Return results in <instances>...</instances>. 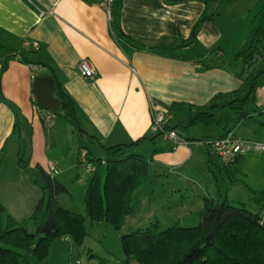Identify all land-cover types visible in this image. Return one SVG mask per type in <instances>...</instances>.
Returning a JSON list of instances; mask_svg holds the SVG:
<instances>
[{
    "label": "crops",
    "instance_id": "crops-1",
    "mask_svg": "<svg viewBox=\"0 0 264 264\" xmlns=\"http://www.w3.org/2000/svg\"><path fill=\"white\" fill-rule=\"evenodd\" d=\"M119 3L116 15L120 32L143 46L129 55L114 39L111 18L99 0H0V70L5 65L0 73V203L17 222L27 219L42 198L39 186L42 180L34 170L36 166L47 172L50 166L54 167L53 176L64 185L66 178L71 180L74 176L76 186L87 188L91 175L78 165L84 156V152H79L78 135L94 138L92 150L127 144L154 134L153 116L168 113L172 104L203 107L215 95L234 92L241 85L231 70L206 69L194 59L208 57L221 47L217 58L229 63L264 0H120ZM203 17L208 18L188 45L195 24ZM81 61H87L94 69L92 80L79 75L77 67ZM41 66L51 68L55 82L73 100L80 134L53 112L50 125L45 124L43 117L49 111L36 105L32 93L33 78L45 75ZM243 109L249 117L240 122L238 115L226 109L217 110L214 115L223 126L232 128L229 132L236 137L264 142V76ZM176 112L179 121L187 118L186 107ZM214 127H205L200 134L186 133L184 143L178 145L163 135L153 144L145 141L138 150V154L152 161V180L171 179L179 188L178 182H182L179 174L184 173L181 179L197 184L202 193L191 194L199 201L197 213L203 209L204 198L216 196L208 164L232 165L240 170L235 176L237 182L224 186L227 197L238 185L247 186L249 156H264L252 153L230 165H220L212 159L209 143L228 131L218 127L216 131ZM20 144L32 169L31 176L18 168ZM68 192L73 202L69 189ZM260 196L262 203L258 205ZM260 196L251 198L254 202L250 207L239 201H227L243 204L264 221V188ZM60 199L62 195L58 197L62 208L78 214L68 203L61 204ZM132 221L134 227L128 232L144 229L138 227V220ZM198 224L199 220L194 226L179 227L193 228ZM60 241L71 243L69 239ZM91 255L88 253L87 257ZM122 259L123 256L113 260ZM68 264L76 263L71 258Z\"/></svg>",
    "mask_w": 264,
    "mask_h": 264
},
{
    "label": "trees",
    "instance_id": "trees-1",
    "mask_svg": "<svg viewBox=\"0 0 264 264\" xmlns=\"http://www.w3.org/2000/svg\"><path fill=\"white\" fill-rule=\"evenodd\" d=\"M119 5L117 3L111 12L110 26L117 44L129 55L143 46L120 32L116 15ZM207 18L203 17L195 24L188 45L194 41L200 24ZM220 50L222 48L218 47L208 57L198 56L194 60L206 69L231 70L241 82L234 92L217 94L203 107L172 104L168 111L172 120L164 126L163 132L127 144L100 146L103 158L94 155L88 147L96 143L93 137L84 135L80 140L79 152H84V156L78 165L90 164L94 170L84 195L85 213L91 223H104L121 233L132 211L133 194L151 183L152 161L138 154L145 141L153 144L155 139L171 131L186 139L187 130L194 126H216L229 132L232 128L223 126L215 118L217 110L235 113L238 122L249 117L243 108L253 96L258 80L264 76V3L252 18L242 45L229 63L224 64L217 58ZM40 68L43 74L53 76L50 67ZM4 69L5 65L0 73ZM55 84L54 96L60 101V107L53 115L64 119L80 134L77 108L60 84ZM184 107L188 111L187 118L179 121L176 110ZM24 156V146L20 144L18 168L31 176L32 169ZM34 170L41 175L42 198L27 219L15 221L0 203V264H39L49 257V248L55 241L69 238L79 248L86 237L84 216L59 205L58 197L67 195L68 189L41 167L36 166ZM208 171L216 187V196L214 199L204 198L203 210L198 213V226L181 228L175 224L159 231L158 225L153 224L121 235L123 259L120 264H264V221L243 204L227 201L224 186L235 184V176L240 170L232 165L222 167L210 163ZM257 202L262 203V200ZM29 224L34 226L33 233L29 232Z\"/></svg>",
    "mask_w": 264,
    "mask_h": 264
},
{
    "label": "rangeland",
    "instance_id": "rangeland-1",
    "mask_svg": "<svg viewBox=\"0 0 264 264\" xmlns=\"http://www.w3.org/2000/svg\"><path fill=\"white\" fill-rule=\"evenodd\" d=\"M214 129L217 131L216 127ZM204 130H206L205 127L194 126L189 128L186 133L200 134ZM78 136L80 138V135ZM88 147L91 149V144ZM91 151L99 158L104 157L102 148H93ZM249 160L247 166V186L238 185L232 195H229L230 197L227 196V200L239 201L245 203L248 207L254 202L251 198L259 197L264 188V156L251 155L249 156ZM80 172L81 175L84 174L83 168L80 169ZM183 174H179L180 178L175 177L182 180V182H178L179 188L176 183H171V179L167 181L164 179H151V183L147 187L135 193L132 197L131 215L128 218L126 227L121 233H116L111 226L104 223H91L84 210L85 186H76L75 182L77 178L74 176L71 180H69V177L66 178L67 180L64 186L72 193L73 202L68 195H62V199H60L61 204L65 206V202L68 203L67 205L71 207L72 211L78 212V214L81 213L84 216L86 237L79 248L75 247L72 242H61L60 240L63 239L55 241L49 248V257L39 264H43L44 262V264H68L71 258H73V261L79 260L81 264H116L115 261L120 264L119 262L121 261L113 259L122 257L120 237L121 235L129 233V229L134 227L132 226V220H138L137 225L139 228H145L149 225L147 222L150 221V225L157 224L160 227L159 231H163L167 227H172L175 224L188 227L196 225L197 220H199L197 213L200 210L197 207L199 206V201H196L191 194H201L202 192L197 187V184L192 183L188 179H181L185 177ZM260 198L261 196L258 199ZM256 203L261 205L258 202ZM189 208L191 209L189 210ZM188 211L191 212L188 213ZM190 217L193 218L191 219ZM28 227L29 232L33 233V224H29ZM70 248L72 250L71 256ZM88 253L92 254L89 258L87 257Z\"/></svg>",
    "mask_w": 264,
    "mask_h": 264
},
{
    "label": "built area",
    "instance_id": "built-area-1",
    "mask_svg": "<svg viewBox=\"0 0 264 264\" xmlns=\"http://www.w3.org/2000/svg\"><path fill=\"white\" fill-rule=\"evenodd\" d=\"M120 0H99V5L107 13L108 18H111V12L113 7L119 3ZM37 48V44H34ZM79 75L88 80H92L95 75V71L87 61H81L78 64ZM53 119L52 113H45L43 120L47 126L50 125ZM172 117L168 113H157L153 116L151 132L159 133L163 132L164 126L170 123ZM165 137L173 141L174 144L184 143L183 139L175 131H171L164 134ZM209 152L212 159L216 160L220 165L227 166L232 164L237 158L252 153L264 154V142L261 141H246L236 137L232 132H227L225 135L215 138L209 143ZM85 172L89 175L92 174L93 167L90 164H85ZM48 172L53 176L55 168L50 166ZM118 264L117 261H115ZM78 264V261H75ZM120 263V262H119Z\"/></svg>",
    "mask_w": 264,
    "mask_h": 264
},
{
    "label": "water",
    "instance_id": "water-1",
    "mask_svg": "<svg viewBox=\"0 0 264 264\" xmlns=\"http://www.w3.org/2000/svg\"><path fill=\"white\" fill-rule=\"evenodd\" d=\"M56 89L55 80L52 76H35L32 80V93L36 105L45 111L56 112L60 107V101L54 96ZM83 138V135H80Z\"/></svg>",
    "mask_w": 264,
    "mask_h": 264
}]
</instances>
